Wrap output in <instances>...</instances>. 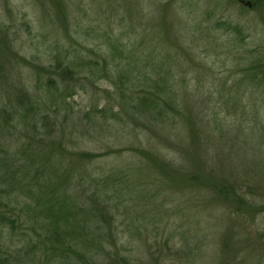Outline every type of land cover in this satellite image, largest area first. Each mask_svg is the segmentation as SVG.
Here are the masks:
<instances>
[{"label": "rangeland", "instance_id": "rangeland-1", "mask_svg": "<svg viewBox=\"0 0 264 264\" xmlns=\"http://www.w3.org/2000/svg\"><path fill=\"white\" fill-rule=\"evenodd\" d=\"M110 46L140 58L152 51L151 62L137 63L147 71L160 56H183L180 64L191 69L180 77L181 99L194 105L201 167L215 174L209 193L199 190L184 203L179 191L170 197L165 190L135 203L129 218L120 216L124 223L111 222L122 252L132 255L131 264H264V0H0V106L10 108L19 95L48 111L49 124L72 114L77 128L51 127L37 145L60 147L62 163L74 161L81 174L86 167L102 174L117 168L133 153L121 149L137 145L107 130L110 120L83 119L88 109L114 102L102 71L112 66ZM57 52L100 66L61 81L52 59ZM51 79L68 104L56 114L48 108ZM83 152L96 157L81 160ZM85 181L76 175L70 193ZM174 230L186 254L162 250L172 245L166 235ZM180 231L188 232L186 243ZM70 256L54 264H120L105 252L88 261ZM31 257L26 261L38 264Z\"/></svg>", "mask_w": 264, "mask_h": 264}, {"label": "trees", "instance_id": "trees-1", "mask_svg": "<svg viewBox=\"0 0 264 264\" xmlns=\"http://www.w3.org/2000/svg\"><path fill=\"white\" fill-rule=\"evenodd\" d=\"M110 49L108 62L112 66L107 62L101 66L114 87V102H106L101 109H88L83 119L89 124L101 118L110 120L107 130H115L119 136L126 133L129 142L137 144L121 149L133 153L131 159L127 158L117 168L102 174L100 169L86 167L81 174L74 161L62 163L60 147H49L50 143L45 148L38 147L37 139L43 138L45 130L51 127L77 128L76 122L69 120L72 114H66L58 124V119L49 124V112L41 111L40 104L28 96L18 95L10 108L0 106V264H30L26 260L34 255L38 264H54L71 258L70 255L86 261L85 256L92 259L104 252L113 262L131 264L132 255H125L118 246L111 222L124 223L125 218L120 216L129 218L135 203L142 198L152 202L165 190L170 197L179 191L184 203L199 190L206 193L213 190L215 174L209 167L203 170L194 145L197 135L194 105L181 99L180 77L191 69L180 64L183 56L176 53L160 56L147 71L137 63L143 59L151 62L152 51L140 58L134 51L127 53L112 46ZM52 59L61 81L74 78L87 67L89 74L95 73L96 66H100L98 61L97 65L70 58L68 53H54ZM193 71L196 77L202 76L198 68ZM45 86L51 95L52 108H48L55 114L60 107L66 109L68 104L55 81L48 80ZM11 129L15 131L10 132ZM39 141L41 146L42 140ZM62 142L63 136L59 145ZM77 157L91 161L96 155L83 152ZM76 175H83L86 181L79 182L80 186L70 193ZM232 187L237 194L239 189ZM176 233L174 230L166 235L172 245L163 243L162 250L175 249L176 256L186 254L182 246H176ZM179 235L186 243L188 232L180 231Z\"/></svg>", "mask_w": 264, "mask_h": 264}]
</instances>
